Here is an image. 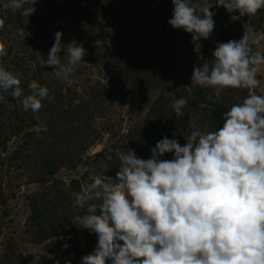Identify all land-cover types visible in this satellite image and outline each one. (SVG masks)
Instances as JSON below:
<instances>
[{"label":"rangeland","instance_id":"374dc122","mask_svg":"<svg viewBox=\"0 0 264 264\" xmlns=\"http://www.w3.org/2000/svg\"><path fill=\"white\" fill-rule=\"evenodd\" d=\"M127 1L132 2L37 0L35 11L27 16L23 13L31 7L30 3L20 9L3 10L6 0H0V19L4 20L0 42L7 51L6 56L0 57V66L7 71L9 67L20 79L23 96H27L24 89L30 91L28 85L33 80L49 93L41 101L40 110L33 112L22 107L23 96L14 98L11 90H0V264H46L50 255L45 243L34 242L27 232V223L31 198L54 185L49 198L60 196V190L64 192L59 204L70 211L78 227L88 232L94 252L98 237L83 227V217L79 215L88 214L87 205L79 207L77 196L97 177L116 181L120 167L117 150L131 149L139 158L147 159L164 137L176 139L184 146L193 131L199 130L202 135L211 132L206 101L211 100L213 88L192 82L194 67L202 68L205 62H211L219 43L239 41L245 32L253 37L264 36V8L255 16L245 15L233 21L231 17L239 13H229L216 4L217 0H188L198 15H202L201 9L209 8L214 30L207 39L193 41L192 33L167 23V52L174 59L175 68L165 77L163 64L142 67L130 58L132 49L114 44L116 32H129V21L136 12ZM157 10L161 16L167 13L170 20L172 0H161ZM57 31L62 33L65 48L75 41L86 50L82 63L69 77L71 84L54 76V66H41ZM253 47L264 54V39ZM8 48L13 49L11 55ZM65 48L59 53L62 64L67 59ZM257 79L259 86L246 89V97L264 94V65L259 67ZM173 91L175 97H170ZM242 94L240 91L232 95L231 104L242 103L246 98ZM180 98L188 103L184 115L177 117L171 104ZM100 153L103 156L96 157ZM63 155H71L69 159L77 160L76 165L67 162L57 168ZM173 156L166 153L161 159L171 160ZM52 171L54 176L43 187L41 178ZM72 181L81 183L82 190L72 186ZM43 204L49 212L51 206ZM95 214H100L99 208Z\"/></svg>","mask_w":264,"mask_h":264},{"label":"clouds","instance_id":"9594fccd","mask_svg":"<svg viewBox=\"0 0 264 264\" xmlns=\"http://www.w3.org/2000/svg\"><path fill=\"white\" fill-rule=\"evenodd\" d=\"M36 2L6 0L3 10L30 3L23 13L29 16ZM172 3L168 23L173 28L192 33L193 41L210 36L214 20L209 8L198 15L188 0ZM216 4L229 13L238 12L233 21L255 16L264 8V0H217ZM61 37L57 31L41 66H54V76L71 84L69 77L86 50L75 41L65 48ZM261 39L264 36L245 32L239 41L219 43L211 62L194 67L192 82L213 88L217 96L226 88L258 87L264 54L254 51L253 45L259 46ZM62 48L64 64L59 55ZM6 55L0 42V57ZM20 84L0 66V90H11L19 99L23 96ZM28 87L30 94L23 96L21 104L24 110L36 112L48 89L35 80ZM187 103L185 98L172 102L177 117L184 115ZM222 119L216 131L204 135L193 131L184 146L176 139L162 138L147 159L131 149L117 150L116 181L97 177L76 199L79 207L87 205L83 227L98 237L94 252L83 256L82 264H106L109 258L112 264H264V94L247 96ZM166 153H173V159H161ZM98 208L99 215L95 214Z\"/></svg>","mask_w":264,"mask_h":264},{"label":"trees","instance_id":"16d2710c","mask_svg":"<svg viewBox=\"0 0 264 264\" xmlns=\"http://www.w3.org/2000/svg\"><path fill=\"white\" fill-rule=\"evenodd\" d=\"M133 10L135 12L134 17L130 22L127 34L115 33L116 39L114 44L120 47H126L132 49L130 52V58L135 60L140 66L153 67L163 64V72L165 77H169V72L172 68H175L172 64L173 58L167 51L169 43V34L167 23L169 17L166 15H159L158 6L161 0H131ZM258 13V12H257ZM123 33V32H120ZM131 35V36H130ZM123 39H122V38ZM237 38V37H236ZM232 40V39H231ZM235 40V39H233ZM255 50V48L253 47ZM10 55L13 49L8 48ZM178 69V66L176 67ZM8 71L13 73L9 67ZM24 93L27 95L30 93L26 88ZM244 88H226L220 92L217 96L214 89L212 90V97L207 102V113L210 115L211 123L210 130L216 131L223 125V115L226 111L230 110L232 104V95L238 92H244L242 94L246 97ZM172 89L170 90V92ZM169 94V93H168ZM173 91L170 97H175ZM243 97V98H244ZM11 100L13 97H10ZM14 102V101H13ZM16 103V102H14ZM176 114L174 113V116ZM31 137V135H29ZM94 142V141H93ZM71 144V143H70ZM93 145V143H90ZM90 145V146H91ZM75 146V144L73 145ZM103 156V153L98 154L96 157ZM71 155H64L58 161L57 168L63 167L64 164L76 165L77 160L69 159ZM68 162V163H67ZM56 170V169H55ZM55 171L48 174H44L41 178L40 184L46 187L49 184L48 180L52 178ZM72 186L79 187L82 190V185L78 181H72ZM52 187H46L42 192L39 191L30 200L31 215L27 223V232L33 238L34 242L38 244L45 243V250L50 255V258L46 261V264H66L70 261L71 264H82V257L93 253L91 245V238L86 230H82L77 226V223L73 220L70 211L66 210L63 205L59 204V198L64 194L62 190L59 193L61 195L55 196L50 199V195L53 194ZM50 189V190H49ZM48 203L51 206V210L48 212L47 207L43 203ZM84 214H80L79 218L84 217ZM84 235L88 236L85 237ZM75 237L74 239H72ZM122 243V242H120ZM67 245L65 248L64 246ZM22 256L20 255L21 259ZM8 255V260H10ZM106 261L111 262V259Z\"/></svg>","mask_w":264,"mask_h":264}]
</instances>
